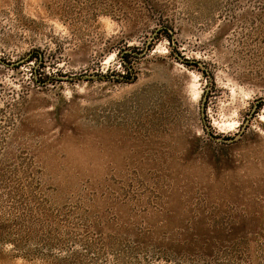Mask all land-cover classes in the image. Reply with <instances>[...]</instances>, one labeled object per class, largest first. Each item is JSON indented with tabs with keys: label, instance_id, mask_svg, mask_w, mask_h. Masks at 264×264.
<instances>
[{
	"label": "rangeland",
	"instance_id": "374dc122",
	"mask_svg": "<svg viewBox=\"0 0 264 264\" xmlns=\"http://www.w3.org/2000/svg\"><path fill=\"white\" fill-rule=\"evenodd\" d=\"M260 102L264 0H0V264H264Z\"/></svg>",
	"mask_w": 264,
	"mask_h": 264
},
{
	"label": "flooded vegetation",
	"instance_id": "af4514ba",
	"mask_svg": "<svg viewBox=\"0 0 264 264\" xmlns=\"http://www.w3.org/2000/svg\"><path fill=\"white\" fill-rule=\"evenodd\" d=\"M164 36H166V38L169 40V44H170V47H173V45H174V41H173V38H172V34H171V32H170V29L168 28V27H162L161 28V30H159L158 32H156L155 33V35H154V37H153V39L151 40V42L147 45L146 44V53H148V52H150V51H152L153 50V47L156 45V43H158V41L159 40H161ZM144 53V50L143 51H141V53L140 54H143ZM139 54V55H140ZM130 55H132V54H130ZM128 57H130L129 55H127V57H120L121 59H122V63H123V65L127 68L128 67ZM42 59V56H40L39 55V57H38V59ZM177 59L179 60L180 59V56L179 57H177ZM188 63V62H187ZM186 63V64H187ZM189 64V63H188ZM187 64V65H188ZM193 66H195V67H199V65H198V63H194V65ZM128 72H129V74H130V76H132V70L130 69V68H128ZM96 77H98V78H100V79H104V77L103 76H101V75H96ZM105 77H107V76H105ZM118 78H122V79H127V80H129V78H126V77H124V76H118ZM264 104V102H260V105L257 107V109H256V111L257 110H260V108L262 107V105ZM225 141H231V142H234V141H236V138H231L230 140L229 139H226Z\"/></svg>",
	"mask_w": 264,
	"mask_h": 264
}]
</instances>
